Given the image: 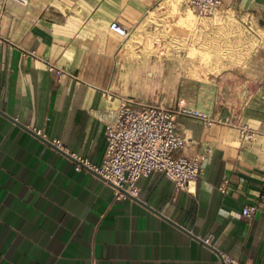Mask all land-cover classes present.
I'll list each match as a JSON object with an SVG mask.
<instances>
[{
    "label": "crops",
    "instance_id": "1",
    "mask_svg": "<svg viewBox=\"0 0 264 264\" xmlns=\"http://www.w3.org/2000/svg\"><path fill=\"white\" fill-rule=\"evenodd\" d=\"M26 1L0 0V264H223L220 253L264 264V0H223L206 18L210 31L200 27L192 42L181 31L165 34L152 47L147 37L163 36L155 22L179 18L171 0ZM231 19L255 31H219ZM114 21L144 43L128 48L110 31ZM191 49L210 60L197 61L204 91L187 102L232 125L181 119L184 154L213 149L198 180L182 191L152 173L139 181V200H116L102 179L76 171L70 154L100 166L106 125L122 103L159 102L128 85L125 72L140 53ZM242 122L257 132L254 142L241 144ZM34 129L60 139L64 151Z\"/></svg>",
    "mask_w": 264,
    "mask_h": 264
},
{
    "label": "built area",
    "instance_id": "2",
    "mask_svg": "<svg viewBox=\"0 0 264 264\" xmlns=\"http://www.w3.org/2000/svg\"><path fill=\"white\" fill-rule=\"evenodd\" d=\"M13 1L22 5L27 2ZM184 3L192 12L204 17H215L223 8V0H184ZM110 31L124 40L132 34V29L119 21L110 24ZM24 56L38 59L35 52H27ZM48 69L62 73L53 64H48ZM181 119L199 121L204 127L232 125L230 117L196 108L185 99H179L170 106L125 101L113 121L106 125L107 150L102 164L98 166L88 157L70 154L75 169L87 170L110 185L116 200H139V181L152 173H162L177 189L189 191V186L203 173L213 149L208 146L201 153L184 154L187 140L179 130ZM236 129L242 145L257 139V132L245 122L236 125ZM34 132L54 149L64 151L60 139L50 140L41 129H34ZM220 190L226 193V185H222ZM258 208L259 205L247 206L243 209V215L250 218ZM211 238L205 241L210 243ZM220 257L223 264H242L225 253H220Z\"/></svg>",
    "mask_w": 264,
    "mask_h": 264
},
{
    "label": "rangeland",
    "instance_id": "3",
    "mask_svg": "<svg viewBox=\"0 0 264 264\" xmlns=\"http://www.w3.org/2000/svg\"><path fill=\"white\" fill-rule=\"evenodd\" d=\"M172 3V15L178 14V17L172 24L170 21H157L155 22L153 31L161 32V35H154L147 37V44L152 47L154 42L164 43L165 34L176 33L181 31L184 35H189V40L192 42V34L196 31H202L199 29L204 26V31L208 30L209 24L204 16H200L197 13L192 12L184 3V0H171ZM182 6L183 8L179 9ZM155 21V20H153ZM204 23L201 24V23ZM162 24V25H160ZM152 31V30H148ZM219 31H228L227 33L238 32L240 35L247 34L248 31H255L253 27L248 25L245 21H237L231 19L227 24L223 25ZM224 33V32H223ZM226 33V32H225ZM138 33H133L126 40L127 47L134 49V43H144V37L138 36ZM230 36H221L222 39H229ZM194 42L196 36L193 38ZM176 43V42H175ZM136 57V53H133ZM141 54L140 61L135 67H131L126 70L125 75L132 82L129 85L131 89L144 97L152 95L159 96L161 99L158 103L147 102L149 104H165L167 106L174 105L179 99H185L186 96L190 100L202 97L204 91L203 83L197 82L200 78L202 69L199 68V59L202 60V64H207L210 60L208 53H198L195 49L190 51H144ZM150 56L157 57L159 59L157 65L152 67L150 65ZM168 57L167 59H165ZM164 98L166 99L164 101ZM187 101V100H186Z\"/></svg>",
    "mask_w": 264,
    "mask_h": 264
}]
</instances>
